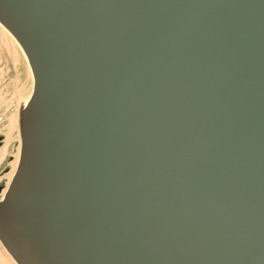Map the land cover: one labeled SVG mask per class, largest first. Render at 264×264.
Masks as SVG:
<instances>
[{
	"label": "water",
	"instance_id": "95a60500",
	"mask_svg": "<svg viewBox=\"0 0 264 264\" xmlns=\"http://www.w3.org/2000/svg\"><path fill=\"white\" fill-rule=\"evenodd\" d=\"M0 24L33 78L16 264H264V0H0Z\"/></svg>",
	"mask_w": 264,
	"mask_h": 264
},
{
	"label": "rangeland",
	"instance_id": "374dc122",
	"mask_svg": "<svg viewBox=\"0 0 264 264\" xmlns=\"http://www.w3.org/2000/svg\"><path fill=\"white\" fill-rule=\"evenodd\" d=\"M0 38V43H9L11 45L12 41L8 38L5 33H2ZM15 45V44H14ZM9 47V45H7ZM1 50V49H0ZM15 50L21 55V52L15 46ZM2 53V52H1ZM3 55V54H1ZM24 61V60H23ZM17 66V65H16ZM22 69L19 64L18 68H15L10 61H8L3 56H0V138L3 137L4 148L0 151V187L1 189L7 181V171L10 166L8 163L13 159V154L18 148L19 141V109L22 103L17 105V102L13 100V93L8 91V86L15 82L16 75L15 72ZM9 92V93H8ZM17 115V121L15 124L12 123V116ZM15 119V117H14ZM11 127V128H10ZM9 141V142H7ZM8 162V163H7ZM3 166V168H2ZM0 189V194H1ZM0 264H15L8 253L4 250L0 244Z\"/></svg>",
	"mask_w": 264,
	"mask_h": 264
},
{
	"label": "bare ground",
	"instance_id": "6f19581e",
	"mask_svg": "<svg viewBox=\"0 0 264 264\" xmlns=\"http://www.w3.org/2000/svg\"><path fill=\"white\" fill-rule=\"evenodd\" d=\"M3 32L5 33V35L8 38L11 39L12 43H11V45L9 43L8 44L7 43H5V44L0 43V49H1L0 50V56H3L8 61H10L11 64L15 68H18L19 64L22 67V69L20 71L18 69L15 72V75H16L15 82L8 86V91L12 92L14 95L12 99L17 102V105H19L20 104L19 102H21L22 103L21 108H22L26 104V102L28 101V99L31 95L32 86H33V78H32L31 70H30V67L28 65L27 59H26L22 49L20 48L18 43L14 40V38L10 35V33L0 24V38L2 37ZM7 45H9V47ZM15 46L21 52V55H19L17 50H15ZM1 54H3V55H1ZM20 109H19V111H20ZM14 117H15V119H14ZM17 118H18V116L16 114L14 116H12V123L13 124H15V121H17ZM18 121H19V119H18ZM7 142H9V141H7ZM4 144L5 143H3L2 147H0V151L3 150ZM19 148H20V132H19L18 148L16 149V152L12 155L13 159L9 163L7 162L8 165L10 166V168L6 173L7 174V181L5 182V185L3 186V188L1 189L0 198L3 196V194L6 190V187H7L8 183H9V181H10V179H11V177L15 171L16 164L18 161V156H19ZM2 162L3 161H1L0 164Z\"/></svg>",
	"mask_w": 264,
	"mask_h": 264
},
{
	"label": "flooded vegetation",
	"instance_id": "af4514ba",
	"mask_svg": "<svg viewBox=\"0 0 264 264\" xmlns=\"http://www.w3.org/2000/svg\"><path fill=\"white\" fill-rule=\"evenodd\" d=\"M2 139H3V137L0 138V147H2V144L4 143V141ZM2 168H3V166H2ZM0 189H1V187H0Z\"/></svg>",
	"mask_w": 264,
	"mask_h": 264
}]
</instances>
